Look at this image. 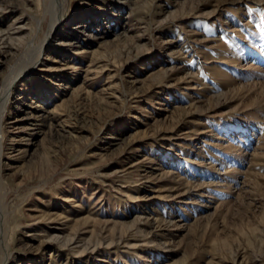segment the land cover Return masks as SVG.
<instances>
[{"label": "rangeland", "instance_id": "374dc122", "mask_svg": "<svg viewBox=\"0 0 264 264\" xmlns=\"http://www.w3.org/2000/svg\"><path fill=\"white\" fill-rule=\"evenodd\" d=\"M45 9L0 0V264H264V0H66L37 58Z\"/></svg>", "mask_w": 264, "mask_h": 264}, {"label": "bare ground", "instance_id": "6f19581e", "mask_svg": "<svg viewBox=\"0 0 264 264\" xmlns=\"http://www.w3.org/2000/svg\"><path fill=\"white\" fill-rule=\"evenodd\" d=\"M45 11H46L47 15L49 14V16H50V23L48 25L47 35L42 40H40L39 43L30 46V48H31L30 52L37 54V58H39V55H40L39 53H37V51L41 52L44 44H46L48 42V38H49L50 33L55 29V27L59 23V21H60L59 19L65 14V11H66V0H46V9H45ZM10 87H11V84H9L8 89H7V91H6L5 95H4V98H2V101H3L4 105H5L6 101H8L7 100L8 99V94H9V92L11 90ZM0 125H1V122H0ZM1 238H2V240L1 239L0 240L2 241V244L5 247L6 244H4V242H5L4 241L5 240L4 230H3V233L1 234ZM4 247H2V249ZM8 256H9V253H7V258H8Z\"/></svg>", "mask_w": 264, "mask_h": 264}]
</instances>
